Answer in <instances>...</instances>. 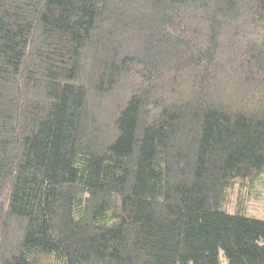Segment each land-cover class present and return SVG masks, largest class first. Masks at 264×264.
Returning <instances> with one entry per match:
<instances>
[{
  "label": "trees",
  "instance_id": "16d2710c",
  "mask_svg": "<svg viewBox=\"0 0 264 264\" xmlns=\"http://www.w3.org/2000/svg\"><path fill=\"white\" fill-rule=\"evenodd\" d=\"M262 173L264 0H0V264H264Z\"/></svg>",
  "mask_w": 264,
  "mask_h": 264
},
{
  "label": "rangeland",
  "instance_id": "374dc122",
  "mask_svg": "<svg viewBox=\"0 0 264 264\" xmlns=\"http://www.w3.org/2000/svg\"><path fill=\"white\" fill-rule=\"evenodd\" d=\"M246 186L239 189V186H237L234 191L231 193V204H230V210L233 211V208L236 206V198L239 197L240 194L241 197L245 200H243L244 208L246 209L247 213L250 215H254L257 217L264 218V173L261 174L260 178L257 182H255L253 185L248 186V182L246 181ZM248 186V187H247ZM238 190H240L238 192ZM220 259L222 264L225 262V259L223 255H220Z\"/></svg>",
  "mask_w": 264,
  "mask_h": 264
}]
</instances>
